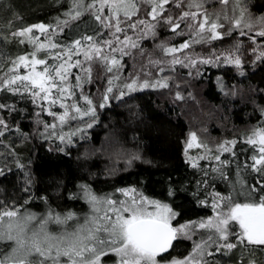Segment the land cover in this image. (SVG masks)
Here are the masks:
<instances>
[{"label": "trees", "instance_id": "1", "mask_svg": "<svg viewBox=\"0 0 264 264\" xmlns=\"http://www.w3.org/2000/svg\"><path fill=\"white\" fill-rule=\"evenodd\" d=\"M93 1L0 0V264H83L86 259L116 264L113 252L123 242L118 224L127 214L117 192L125 189L167 207L175 227L210 218L211 194L221 197L222 204L264 205V146L248 142L256 132L264 135V30L241 32L220 25L197 40L201 15L194 24L181 16L197 10L215 15L221 0L202 9L189 6L192 0H169L165 6L164 0L148 2L139 27L145 31L154 23L157 30L155 40L144 43L149 45L145 56L151 61L187 54L206 62L227 58L238 65L216 61L214 66L170 69L175 86L168 89L136 91L117 99L110 91L109 103L85 121H95L85 133L66 135L82 125L84 129L85 122L64 128L60 140L69 138L64 145L55 142L56 132L50 136L36 129V117L49 129L58 103L77 93L74 64L79 52L107 36L111 25L103 23V13L94 9L83 15ZM135 7L133 13L143 5L136 2ZM241 8L253 23L264 17V0H241ZM117 16L125 29L128 16ZM178 31L184 36L173 38ZM157 40L160 49L155 48ZM179 46L183 49L163 54ZM119 65L115 57L113 63L96 66V90L104 94L123 85L114 81ZM88 69L80 79L85 85ZM192 131L208 149L230 143L228 162L203 173L187 161L185 143ZM105 141L111 160L88 153L102 151ZM116 157L122 160L116 162ZM30 219L36 228L45 222L41 235L63 232L66 243L53 245L31 234ZM15 220L22 228L11 227ZM60 223L66 224L62 231L54 228ZM48 227L55 232L47 233ZM73 228L78 230L71 240ZM193 240L198 236L176 238L167 253L156 256L158 261L190 254ZM225 243L205 250L196 264H264V240L238 237ZM66 246L80 251L79 262L62 255L60 248Z\"/></svg>", "mask_w": 264, "mask_h": 264}, {"label": "rangeland", "instance_id": "2", "mask_svg": "<svg viewBox=\"0 0 264 264\" xmlns=\"http://www.w3.org/2000/svg\"><path fill=\"white\" fill-rule=\"evenodd\" d=\"M169 0H164L167 2ZM189 1V0H186ZM217 0H192L189 6L193 8L202 9L201 6L205 7L207 5L211 6L214 5ZM137 2L138 5H143L139 10H137L138 19H134L132 16L136 15L134 10L135 3ZM152 5L157 0H94L93 3L86 9L83 15L94 11L99 13H103L102 19L103 23H108L111 25L108 27V33L106 38L102 42H96L91 44L80 51L77 55V62L74 64L75 69V86L77 88V93L74 96H67L68 100L65 102L60 101L58 104H61V107H56L57 114L54 113V117L56 118L49 124V129L39 117H36V129L40 127L41 130H45V134L53 136V133L56 132L57 141L60 144L64 143L62 141H69V138H65L64 140H60L64 138V128L68 126L74 127V123L80 125L82 122H85L88 119H91L95 113L102 111V107L109 103L108 98L111 95L110 91H113L112 94L115 96V99L119 97H124L132 92L142 91V90H158V89H168L172 85L173 75H171L170 69H180L183 70H191L194 69L195 66L199 65L203 67L206 64H213L217 61V64L226 65H234L238 63L231 62L230 60L218 59L216 61L208 60H199L193 58V55L184 54L183 56H173V58L166 59H154L149 61L148 56L146 57V53L144 49L149 48V45L144 43L146 40H155L152 38L153 34L156 32L157 27L156 25L149 24L146 25L145 31H141L139 25L140 23L143 24V19L141 16L145 13V8L149 5ZM196 4V5H195ZM199 4L200 6H198ZM221 7L217 8V12L215 15L209 16L205 13L200 11L191 12L189 15L186 13H182V17H187L190 19L193 24L197 21V16L201 15V22H200V31L197 34V40L201 38L206 39L211 31L212 27L220 26V25H229L233 28V30H239L241 32H252L259 30L263 32L264 30V17L256 23L254 21L249 20L245 13H243L241 8V0H221ZM165 6V5H164ZM188 7V6H187ZM191 7L188 9H191ZM114 11V13H113ZM125 13L127 19L125 20V29L120 26L121 22L118 19V14L123 15ZM160 12H157L152 20H154ZM83 15L76 16L80 18ZM76 18V19H77ZM137 20V21H136ZM123 21V20H121ZM117 25H112L111 23ZM108 25V26H109ZM217 27V28H218ZM177 27L173 30L170 28L168 31H175ZM257 29V30H256ZM182 32H176L173 35V38L178 39L179 37H183ZM213 38L219 36V34H214ZM144 46V47H143ZM143 47V49H140ZM155 48H162V42L158 41L155 43ZM183 49V46H179L176 48V51L173 52L172 47H169L168 50L160 51L159 55L161 56L162 53L164 55L176 53ZM117 57L118 63L120 64V68L118 73H116V79L114 78L115 83H123V85L116 84L115 87H112L106 93L102 94V92L96 90L97 84L95 85V77L97 71H95L96 66L99 64L103 65V63H113L114 58ZM187 57V58H186ZM222 60V61H220ZM88 62V63H86ZM86 65V66H85ZM88 67L91 69L89 71ZM88 69V83L82 84L80 79L85 76V69ZM198 68V67H197ZM167 73V74H166ZM164 74L166 76L163 78ZM87 76V75H86ZM154 76L155 79H154ZM162 77L163 79H160ZM189 77V76H188ZM120 78V79H117ZM101 102L98 105V101ZM96 103V104H95ZM62 105L64 107H62ZM37 116V115H36ZM35 122V120H34ZM95 121L85 122V127L83 125L78 131H75L70 134H66L70 137L72 135L79 134L81 131L85 133V131L91 128L94 125ZM3 121L0 116V130L3 128L2 126ZM71 124V125H70ZM73 129V128H72ZM194 132V133H193ZM81 138H77L79 140ZM82 140V139H81ZM80 140V141H81ZM79 141V144H82ZM107 141L104 142V145L101 147L102 151L94 149L93 153L88 151L91 155H99L100 157L104 158L105 160H111L112 158L109 157V149H107ZM248 142L250 144L255 143L259 146H264V135L262 133L256 132L249 137ZM229 144L221 145L220 147L212 149H208L205 147V144L201 141V139L197 136L195 131H192L188 134V138L185 143V159L190 161L192 164L195 163L196 167H199L198 170L200 172L207 171L209 169L214 170L215 164H226L228 162L229 156L232 155L233 147L229 148ZM82 147V146H81ZM80 149V148H79ZM107 149V150H105ZM229 150V151H227ZM87 153V154H88ZM226 155H229L226 157ZM116 162H120L122 159L120 157L114 158ZM121 159V160H119ZM131 160H138L137 157L131 158ZM213 173V172H212ZM210 174V173H209ZM207 174V175H209ZM121 198L122 205L125 208L126 215L125 217L121 218L118 224V234L122 237L121 245L115 249L113 252L114 257L116 258V264H196L200 257L205 255V250L213 247H218L220 245H225V241L229 242L231 239L243 237L244 239H248L249 241L255 240L254 238H250L248 230L246 228L245 221L240 217L241 214L249 215L253 212L264 211V205L256 206L251 204H244L242 206L231 204L230 202L226 204H222L221 197L217 194L209 196V200H212V209L214 210L213 215L210 218H207L206 221L203 223H197L194 226H178L175 227L172 225L173 214L169 211V209L165 206H161L158 203L153 201L147 200L146 198L139 195L138 192L134 189H125L122 191L117 192ZM106 218V216H105ZM108 218V216H107ZM153 219L163 222L168 225H172L175 233L176 238H188L196 239L198 236L199 240L192 241V251L190 254L184 256L183 258H173L169 261H158L155 255L147 254L139 250L131 241V239L126 234L127 226L134 222L137 219ZM74 220V219H73ZM30 221V228L31 234L35 236L45 237L46 243H51L53 245L59 243H66L63 238L62 233L56 236L51 234L41 235V229L43 224L39 228L34 227V223L31 219ZM72 221V220H71ZM62 225V226H60ZM66 225V224H65ZM63 223H60L58 227H54L56 230L59 228L61 231L63 230L64 226ZM75 225V224H74ZM13 228H22L21 223H17V221H13L11 224ZM75 227V226H73ZM55 229L52 230L51 227L45 228V231L48 233L55 232ZM69 229V227H68ZM77 228H73L71 240L75 239L74 232L77 231ZM195 231V232H194ZM192 234V237L190 236ZM247 235L249 237H247ZM111 238V237H110ZM112 242V241H111ZM225 243V244H224ZM92 246V245H91ZM91 246H87V251L89 252L92 250ZM203 247V249L201 248ZM61 253L63 256L67 257L66 253L71 256V262H79L81 260V255L79 250H75L71 246L61 247ZM54 255L50 256H55ZM52 259H49V261ZM98 261V262H97ZM94 259H86L83 264H99L101 261ZM56 264V261L55 263ZM59 264V263H58ZM74 264V263H73Z\"/></svg>", "mask_w": 264, "mask_h": 264}, {"label": "water", "instance_id": "3", "mask_svg": "<svg viewBox=\"0 0 264 264\" xmlns=\"http://www.w3.org/2000/svg\"><path fill=\"white\" fill-rule=\"evenodd\" d=\"M249 235L257 241L264 240V211L247 216ZM126 234L142 252L161 256L169 251L176 234L171 225L153 219H139L130 223Z\"/></svg>", "mask_w": 264, "mask_h": 264}, {"label": "flooded vegetation", "instance_id": "4", "mask_svg": "<svg viewBox=\"0 0 264 264\" xmlns=\"http://www.w3.org/2000/svg\"><path fill=\"white\" fill-rule=\"evenodd\" d=\"M247 216H248V215H245V214H241V215H240V217H241V218L245 221V223H246V225H245L246 228H247V226H248ZM249 236H250V235H249ZM250 237H251V236H250ZM251 238H252V237H251Z\"/></svg>", "mask_w": 264, "mask_h": 264}]
</instances>
